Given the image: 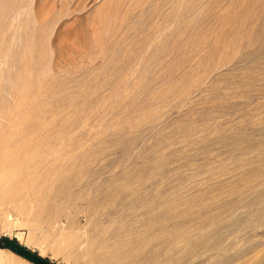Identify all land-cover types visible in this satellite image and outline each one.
Returning <instances> with one entry per match:
<instances>
[{
    "label": "rangeland",
    "instance_id": "rangeland-1",
    "mask_svg": "<svg viewBox=\"0 0 264 264\" xmlns=\"http://www.w3.org/2000/svg\"><path fill=\"white\" fill-rule=\"evenodd\" d=\"M264 264V0H0V264Z\"/></svg>",
    "mask_w": 264,
    "mask_h": 264
},
{
    "label": "water",
    "instance_id": "water-1",
    "mask_svg": "<svg viewBox=\"0 0 264 264\" xmlns=\"http://www.w3.org/2000/svg\"><path fill=\"white\" fill-rule=\"evenodd\" d=\"M2 241L5 243L6 247L11 249L13 252L18 255L26 258L32 263L35 264H55L48 259L41 257L37 253L31 251L28 247L22 245L17 240L9 239L8 237H4Z\"/></svg>",
    "mask_w": 264,
    "mask_h": 264
}]
</instances>
